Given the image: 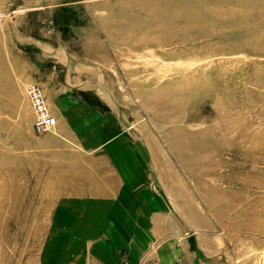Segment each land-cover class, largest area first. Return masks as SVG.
I'll return each mask as SVG.
<instances>
[{
  "label": "rangeland",
  "instance_id": "374dc122",
  "mask_svg": "<svg viewBox=\"0 0 264 264\" xmlns=\"http://www.w3.org/2000/svg\"><path fill=\"white\" fill-rule=\"evenodd\" d=\"M87 105L104 144L56 146ZM157 229L172 264H264V0H0V264H126Z\"/></svg>",
  "mask_w": 264,
  "mask_h": 264
},
{
  "label": "crops",
  "instance_id": "0c3cea01",
  "mask_svg": "<svg viewBox=\"0 0 264 264\" xmlns=\"http://www.w3.org/2000/svg\"><path fill=\"white\" fill-rule=\"evenodd\" d=\"M83 111L85 113L81 117L80 115L72 114L65 118L62 115L57 113L55 114L57 118L56 136L58 137L56 146L65 145L68 142L73 144L76 149H84L82 152L83 154H93L104 144L103 126H101V118H96L98 117L96 108L94 106L87 105L83 107ZM115 128H117V133L112 134L111 136L119 135L118 125H116ZM78 153L81 155L80 150H78ZM84 187L85 184H83L82 187H79V190L86 192ZM103 204L104 203L101 202L94 205L102 206ZM156 223H160V219L157 220ZM165 223L167 224V219L165 220ZM157 227L161 230V226ZM159 229H157L153 235L152 231L151 234H146L141 237L131 235V231H128V233L121 232L118 236L121 238L119 242L122 241V245H119L125 247L127 253H117L112 256L113 261H115V263H119L120 261L123 262L126 258V264H139L146 258L151 259L152 257L157 259L160 264H172L181 259L185 254L183 255V253H180V251L176 249L175 241L162 243L160 236L161 232ZM165 231L166 232L164 233L166 235V233L169 232L168 224L165 227ZM154 235H156V238H153ZM155 240L160 241L156 250L150 252L149 254L146 253L145 251L155 243ZM102 261V264L110 263L108 262V257L106 255L102 256Z\"/></svg>",
  "mask_w": 264,
  "mask_h": 264
},
{
  "label": "built area",
  "instance_id": "2783aa9c",
  "mask_svg": "<svg viewBox=\"0 0 264 264\" xmlns=\"http://www.w3.org/2000/svg\"><path fill=\"white\" fill-rule=\"evenodd\" d=\"M31 96L33 97V107L36 110L37 117L35 127L37 132L42 133L45 131L52 130L55 127L56 120L49 113L47 104L42 96L40 90L38 88H33L31 92ZM144 264H154L153 262H147Z\"/></svg>",
  "mask_w": 264,
  "mask_h": 264
},
{
  "label": "water",
  "instance_id": "95a60500",
  "mask_svg": "<svg viewBox=\"0 0 264 264\" xmlns=\"http://www.w3.org/2000/svg\"><path fill=\"white\" fill-rule=\"evenodd\" d=\"M188 245H189V251L190 252H194L197 250V246H196V242H195V237L194 236H190L187 239Z\"/></svg>",
  "mask_w": 264,
  "mask_h": 264
},
{
  "label": "bare ground",
  "instance_id": "6f19581e",
  "mask_svg": "<svg viewBox=\"0 0 264 264\" xmlns=\"http://www.w3.org/2000/svg\"><path fill=\"white\" fill-rule=\"evenodd\" d=\"M246 183H247V182H246ZM241 186H242V188H244L245 185L242 183ZM262 231H263V230H262ZM262 257L264 258V256H262ZM261 259H262V258H261ZM261 261H262V260H261ZM263 262H264V261H263ZM263 262H260V263H263Z\"/></svg>",
  "mask_w": 264,
  "mask_h": 264
}]
</instances>
